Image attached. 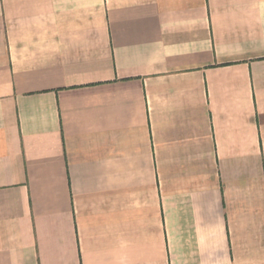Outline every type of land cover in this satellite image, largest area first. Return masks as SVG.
<instances>
[{
    "label": "crops",
    "instance_id": "crops-1",
    "mask_svg": "<svg viewBox=\"0 0 264 264\" xmlns=\"http://www.w3.org/2000/svg\"><path fill=\"white\" fill-rule=\"evenodd\" d=\"M0 264H264V0H0Z\"/></svg>",
    "mask_w": 264,
    "mask_h": 264
}]
</instances>
